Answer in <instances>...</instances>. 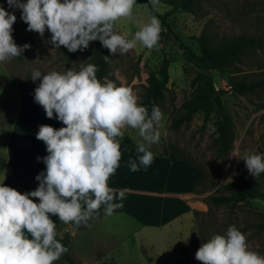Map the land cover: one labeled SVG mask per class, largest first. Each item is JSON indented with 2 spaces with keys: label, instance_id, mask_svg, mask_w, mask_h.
<instances>
[{
  "label": "rangeland",
  "instance_id": "obj_1",
  "mask_svg": "<svg viewBox=\"0 0 264 264\" xmlns=\"http://www.w3.org/2000/svg\"><path fill=\"white\" fill-rule=\"evenodd\" d=\"M170 8L164 0H158L155 5L152 0L150 5L136 0L133 18H121L115 27L121 35L132 39L134 32L151 17L159 20L157 14H164ZM20 14V10H15L17 19L12 26L17 45L22 23ZM257 17L261 18L259 22ZM170 20L180 40L197 52L200 36L218 43L239 35L256 34L264 41V0H202L197 11H178ZM32 35L33 40L28 42L31 47L24 50L22 59L15 57L0 63V107L3 108L0 120L9 114V120L0 125L1 149L11 145L13 151L15 143L26 141L29 152L40 150L44 142L36 138L38 126H63L55 114L47 118L42 106L34 101V89L39 84V80L31 79L34 69L48 72L72 67L78 70L82 64H93L94 41L72 59V52L64 46L53 47L47 29L43 37L36 31ZM110 55L104 80L129 87L139 102L144 98L149 76L153 72L159 76L163 59L171 60L170 78L159 105L164 119L159 127V142L151 146L154 159L147 169L141 167L132 172L128 167V161L137 160L138 156L133 139L136 131L127 129L120 139V167L109 177L108 186L126 190L123 211L111 216L103 214L83 229H73L71 224L57 226L60 235L66 228L71 231L74 259L78 264H199L195 258L198 248L213 234L225 233L230 225L245 234L251 250L264 255V228L259 227L264 221L261 215L264 198H248L235 207L218 208L210 207L204 199L209 194H219L218 188L230 181L244 179L252 186L260 185L257 176L240 166V162L246 152L264 153V92L238 95L229 90L232 70L214 72L216 88L229 90L224 100L235 125L233 148L229 159L223 161L216 158L212 144L216 137V113L204 121V114L199 112L178 130L170 127L172 119L183 112L182 104L193 95L192 79L197 71L177 39L159 38L151 49L137 42L125 54ZM237 67L254 74L255 78L264 77V44L245 53ZM158 154L179 161H170ZM181 157L205 171L208 188L203 190L204 194L197 195L192 186L202 173ZM189 196L201 200L203 206L192 207ZM148 257L152 258L149 263ZM55 264L68 263L60 258Z\"/></svg>",
  "mask_w": 264,
  "mask_h": 264
},
{
  "label": "clouds",
  "instance_id": "obj_2",
  "mask_svg": "<svg viewBox=\"0 0 264 264\" xmlns=\"http://www.w3.org/2000/svg\"><path fill=\"white\" fill-rule=\"evenodd\" d=\"M158 0H152L155 5ZM0 4V63L19 57L31 45H17L13 24L20 19L28 31L43 37L47 29L54 48L84 51L99 40L112 55L125 54L137 42L154 48L160 38V23L153 16L135 31L132 39L121 35L116 21L133 18L136 0H6ZM111 55L104 56L107 61ZM95 64L78 70L34 69V101L63 126H38L36 138L46 145L47 155L37 157L45 168L36 175L34 190L24 193L0 179V264H55L68 251L58 236L53 217L74 229L87 225L99 214L111 216L122 207L126 190L108 186V179L120 167V139L125 130L137 135V160H129L130 171L147 169L153 162L151 146L159 142L161 109L151 111L138 101L132 89L97 77ZM243 161L249 173L264 172V153L246 152ZM138 161V163H137ZM37 198V199H34ZM119 201V202H116ZM202 264H264V255L251 250L245 234L230 225L223 234H213L195 253Z\"/></svg>",
  "mask_w": 264,
  "mask_h": 264
},
{
  "label": "trees",
  "instance_id": "obj_3",
  "mask_svg": "<svg viewBox=\"0 0 264 264\" xmlns=\"http://www.w3.org/2000/svg\"><path fill=\"white\" fill-rule=\"evenodd\" d=\"M140 2L150 5V0H138ZM202 0H164L171 8L164 14H157L160 20V38L163 40H169L171 38L177 39L180 42L182 48L185 49L189 61L197 67L195 76L192 79V85L194 86L193 95L190 99L186 100L182 104L183 112L172 119L171 128L178 130L185 122L192 120L195 114L202 112L204 114V121H207L212 113H216V137L212 144L215 148V155L217 159L227 161L230 157L231 150L235 141V125L233 124V117L229 112L226 102L224 100L225 92L231 90L241 96L255 95L259 92H264V77L255 78L254 74L244 72L241 68L237 67V63L245 56V53L251 50H256L264 44V41L258 36H244L239 35L223 42H215L210 37L200 36L197 38L199 45V51H195L191 46L184 44L177 36L171 24V18L178 11L195 12L200 6ZM1 4L5 7L8 6L6 0H1ZM155 13V12H154ZM258 22L261 18L257 17ZM18 34V45H23L33 40V31H28L27 24L22 21ZM82 51L77 50L72 52L71 57L75 59ZM109 50L102 47L99 40L94 41V54L93 64L97 66V77L101 80L108 74V62L105 61L104 56H109ZM23 53L19 56L22 59ZM171 60L164 58L161 68L159 70V76L153 72L148 78V84L146 86L145 95L140 102L151 111L153 105L159 107L161 100L164 98V90L167 88V84L170 78L169 66ZM231 71L233 75L230 77L229 90L223 88H216L214 82V72L218 70ZM0 111L3 110L0 107ZM7 114L0 120V125H4L9 119ZM161 156H166L162 154ZM186 163L192 165L195 169L202 173V177L194 182L193 190L198 194H204V191L208 188L205 186L206 176L205 171L194 162L188 160L185 157L179 158ZM6 165V159L0 155V169H3ZM240 166L246 167L245 162H240ZM260 181L259 186H252L246 180L240 179L239 181H230L220 186V193H212L205 196V201L210 207L218 208L221 206L235 207L240 202L248 198H264V172L257 176ZM201 186V188H200ZM204 190V191H203ZM202 191V192H201ZM123 211V208H117L114 212ZM198 212V210H195ZM104 214L103 206L99 210V214L89 220L87 225H81L78 228L83 229L88 226L94 220L99 219ZM264 217V213L261 214ZM73 227V225H72ZM260 228H264V221L259 225ZM57 227V232H58ZM58 236L60 234L58 233ZM62 244L67 247L68 251L64 253L60 258L66 261L68 264H78L74 259L72 251V235L68 230L62 235ZM152 261L151 257H148V263ZM199 264H202L200 261Z\"/></svg>",
  "mask_w": 264,
  "mask_h": 264
},
{
  "label": "crops",
  "instance_id": "obj_4",
  "mask_svg": "<svg viewBox=\"0 0 264 264\" xmlns=\"http://www.w3.org/2000/svg\"><path fill=\"white\" fill-rule=\"evenodd\" d=\"M15 145L16 146H13V151L11 149V145H8V147L6 146L4 149L0 148V155L6 159L5 167L0 169V179L5 177L4 184L15 188L21 193L34 190L39 184V181H37L35 177L45 168L42 160H38L37 157H43L47 155L46 145L43 143L40 150H33L32 152H29L30 148L26 147V145H28L26 141H24L23 144L15 143ZM161 157L170 159V161H179L174 157ZM189 198L191 199L190 204L192 207H196V205H198L197 207H201V205L203 206V202L201 200H196L194 197L190 196ZM53 220L57 226H60V224L66 226V224L59 221L57 217H53ZM58 229L60 230V228ZM68 230L69 229L66 228L63 233Z\"/></svg>",
  "mask_w": 264,
  "mask_h": 264
},
{
  "label": "water",
  "instance_id": "obj_5",
  "mask_svg": "<svg viewBox=\"0 0 264 264\" xmlns=\"http://www.w3.org/2000/svg\"><path fill=\"white\" fill-rule=\"evenodd\" d=\"M73 229H74V227H73Z\"/></svg>",
  "mask_w": 264,
  "mask_h": 264
}]
</instances>
